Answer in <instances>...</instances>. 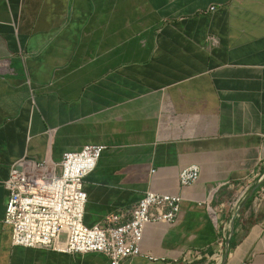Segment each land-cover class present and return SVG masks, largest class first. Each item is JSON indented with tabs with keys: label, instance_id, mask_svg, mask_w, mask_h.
<instances>
[{
	"label": "crops",
	"instance_id": "obj_1",
	"mask_svg": "<svg viewBox=\"0 0 264 264\" xmlns=\"http://www.w3.org/2000/svg\"><path fill=\"white\" fill-rule=\"evenodd\" d=\"M87 145L104 150L86 226L183 195L178 224L147 225L121 264H264V0H0V264H108L12 246L3 223L11 164Z\"/></svg>",
	"mask_w": 264,
	"mask_h": 264
},
{
	"label": "built area",
	"instance_id": "obj_2",
	"mask_svg": "<svg viewBox=\"0 0 264 264\" xmlns=\"http://www.w3.org/2000/svg\"><path fill=\"white\" fill-rule=\"evenodd\" d=\"M213 10L211 7L210 11ZM207 42L217 44L212 36ZM103 150V146L87 145L79 151L63 153L59 162L36 161L23 156L11 164L3 183L8 193L3 223L10 227L12 246L63 254L96 253L103 255L108 264H121L142 256L140 245L147 225L162 223L172 227L178 224L182 193L148 190L127 212L117 211L99 224L86 226L83 223L86 203L83 182L95 169ZM199 178L197 165L180 169V190L194 185ZM206 209L214 219L207 204Z\"/></svg>",
	"mask_w": 264,
	"mask_h": 264
},
{
	"label": "trees",
	"instance_id": "obj_3",
	"mask_svg": "<svg viewBox=\"0 0 264 264\" xmlns=\"http://www.w3.org/2000/svg\"><path fill=\"white\" fill-rule=\"evenodd\" d=\"M251 199H252V195H251V196H247V199H246V201H245V204L240 208L239 211H241L242 208H243L245 205H247V204L250 202Z\"/></svg>",
	"mask_w": 264,
	"mask_h": 264
},
{
	"label": "water",
	"instance_id": "obj_4",
	"mask_svg": "<svg viewBox=\"0 0 264 264\" xmlns=\"http://www.w3.org/2000/svg\"><path fill=\"white\" fill-rule=\"evenodd\" d=\"M254 191H255V188L251 190V194H253Z\"/></svg>",
	"mask_w": 264,
	"mask_h": 264
}]
</instances>
